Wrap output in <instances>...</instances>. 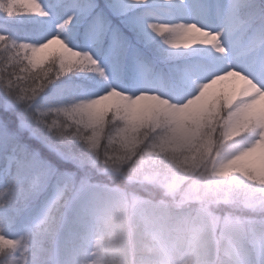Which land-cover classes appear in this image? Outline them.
Returning <instances> with one entry per match:
<instances>
[{"label": "clouds", "instance_id": "clouds-1", "mask_svg": "<svg viewBox=\"0 0 264 264\" xmlns=\"http://www.w3.org/2000/svg\"><path fill=\"white\" fill-rule=\"evenodd\" d=\"M237 2L256 43L233 51L236 68L194 70L191 88L172 99L110 92L71 106L66 127L96 120L81 132L90 142L79 145L73 178L22 199V209L39 210L15 231L0 200L11 264H264V80L242 70L246 56L264 52V8ZM172 28L168 37L179 39L170 47L190 63L229 52L223 26ZM104 105L124 123L105 126ZM156 115L177 130L152 126Z\"/></svg>", "mask_w": 264, "mask_h": 264}, {"label": "snow or ice", "instance_id": "snow-or-ice-1", "mask_svg": "<svg viewBox=\"0 0 264 264\" xmlns=\"http://www.w3.org/2000/svg\"><path fill=\"white\" fill-rule=\"evenodd\" d=\"M240 15L237 0H0V200L9 231L39 210L31 203L22 209V199L30 201L35 191L54 188L78 170L79 145L90 142L81 132L96 120L66 127L76 101L110 92L172 99L191 88L194 70L221 74L236 68L233 51L256 43L243 32ZM179 22L211 31L225 27L220 39L228 54L194 63L182 58L170 47L179 37L167 35ZM244 63L246 75L264 80V52L257 49ZM57 82L69 87L52 93ZM135 111L126 117L129 123ZM122 116L104 105L99 120L123 124ZM150 123L177 130L163 116ZM13 247L0 233L5 264H11Z\"/></svg>", "mask_w": 264, "mask_h": 264}, {"label": "trees", "instance_id": "trees-1", "mask_svg": "<svg viewBox=\"0 0 264 264\" xmlns=\"http://www.w3.org/2000/svg\"><path fill=\"white\" fill-rule=\"evenodd\" d=\"M68 87H69V84H61L60 82H57L50 87V91L54 93L57 90L67 89Z\"/></svg>", "mask_w": 264, "mask_h": 264}, {"label": "rangeland", "instance_id": "rangeland-1", "mask_svg": "<svg viewBox=\"0 0 264 264\" xmlns=\"http://www.w3.org/2000/svg\"><path fill=\"white\" fill-rule=\"evenodd\" d=\"M114 23L117 24V26H119V21L118 20H114ZM125 87H127V85H125ZM99 89H90V90H86L89 94H95L96 91H98Z\"/></svg>", "mask_w": 264, "mask_h": 264}]
</instances>
